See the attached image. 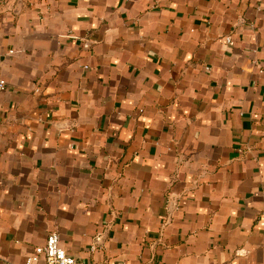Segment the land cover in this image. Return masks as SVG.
I'll use <instances>...</instances> for the list:
<instances>
[{
    "label": "crops",
    "instance_id": "0c3cea01",
    "mask_svg": "<svg viewBox=\"0 0 264 264\" xmlns=\"http://www.w3.org/2000/svg\"><path fill=\"white\" fill-rule=\"evenodd\" d=\"M0 77V264H264V0H0Z\"/></svg>",
    "mask_w": 264,
    "mask_h": 264
},
{
    "label": "built area",
    "instance_id": "2783aa9c",
    "mask_svg": "<svg viewBox=\"0 0 264 264\" xmlns=\"http://www.w3.org/2000/svg\"><path fill=\"white\" fill-rule=\"evenodd\" d=\"M227 43H232L230 36L226 37ZM7 89V82L0 77V93ZM95 249V244L91 245V250ZM78 264L76 259L68 254L60 244L59 234L51 231L46 235L42 245L33 247L26 256L25 264Z\"/></svg>",
    "mask_w": 264,
    "mask_h": 264
}]
</instances>
